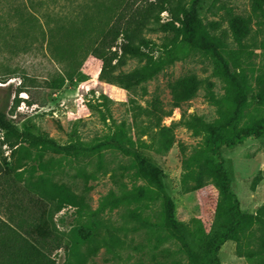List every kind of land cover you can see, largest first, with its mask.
<instances>
[{
	"label": "trees",
	"instance_id": "1",
	"mask_svg": "<svg viewBox=\"0 0 264 264\" xmlns=\"http://www.w3.org/2000/svg\"><path fill=\"white\" fill-rule=\"evenodd\" d=\"M53 1L59 3L62 0ZM121 1L124 2L98 3L95 25L87 19L79 23L82 13H78L77 6L70 12L77 19L70 24L63 20H47L44 28L40 22L44 34L49 37L52 54L67 73V77L61 75L52 80V87H62L68 79L74 78V72L67 66L69 61H76L81 66L92 55L95 57H90V62L102 60L101 71L96 74L100 80L125 89H139L147 95V84L177 60L193 51L210 55L214 73L226 83L225 92L218 95L213 82L207 86L209 102L218 107L216 119L208 120L186 110L182 114L180 122L202 138L201 144L190 155L184 154L183 185L186 189H196L212 181L219 191L218 208L227 219L202 261L198 260L189 240V234L195 235V232L177 217L175 202L170 196L165 199L163 220L169 230L179 233L178 251L187 257L188 264H219V247L227 239L237 242L238 254L251 264H264V204L255 215L241 208L222 159L225 149L264 132V116L242 110L253 99L264 102V64L257 67L253 59L256 49L264 53V0H250L248 13H238L225 6L221 20L208 21L200 13L202 0ZM36 3L37 0L20 2L21 10L31 15L26 21L32 16L41 20L40 16L34 15ZM163 12L169 13V21L162 20ZM147 32H161L162 41L147 36ZM59 34L64 42L57 44L55 37ZM184 38L188 45L180 50ZM157 50H162L163 54L156 55ZM126 57H138L143 63L123 70ZM203 82L195 73L170 79L168 88L174 107L196 97ZM103 104L91 105L99 109ZM225 108L236 111L228 112ZM130 111L136 134L128 133L124 120L115 123L117 130L114 133L83 149L99 154L100 168L104 147L119 150L129 158L121 167L143 182L131 186L121 183L118 189L102 195L98 206L93 208L87 196L91 190L88 180L97 177L96 172L84 174L86 186L82 193L43 173L55 165L54 158L47 159L48 154L70 152L69 148L76 147L75 144L67 146L47 132L21 129L0 108L3 144L11 150L8 157L0 158V264H57L54 251L62 247L66 251L63 264H87L76 258L80 250H85L86 258L92 257L100 245L110 247L118 241L117 235L124 228L116 226L105 214L122 207H126V221L135 223L133 231L143 228L154 231L148 212L165 184L164 170L152 151L166 153L175 144V125L163 123L173 109L158 98L148 100L147 105L132 99ZM66 207L75 208L77 217V226L67 233L59 230L55 218ZM161 236L168 239L167 235Z\"/></svg>",
	"mask_w": 264,
	"mask_h": 264
},
{
	"label": "rangeland",
	"instance_id": "2",
	"mask_svg": "<svg viewBox=\"0 0 264 264\" xmlns=\"http://www.w3.org/2000/svg\"><path fill=\"white\" fill-rule=\"evenodd\" d=\"M102 1H108L109 4L124 2L62 0L58 3L53 0H37L33 11L41 20L32 16L30 21H26L31 15L21 10L19 4L22 0H0V108L21 129L47 132L64 145L75 144L76 147L69 148L70 152L48 154L47 159L54 158L55 165L43 173L56 181L70 184L76 192L82 193L86 186L84 174L96 172L97 177L88 180L91 190L87 194L91 206L96 208L101 196L111 189H118L121 183L131 186L135 182L143 181L121 167V164L128 163L129 158L119 150L104 147L101 151L100 168L99 154L85 151L83 147L93 145L99 139L114 133L117 130L116 124L124 120L128 133L136 134L132 127L131 100L135 99L138 103L147 105L148 100L161 99L169 109H173L163 123L175 125L176 142L166 153L157 154L152 151L164 170L165 184L160 197L148 212L154 231L149 228L133 231L132 226L135 223L126 221V207H122L105 214L116 226L124 228L117 235L118 241L110 247L100 245L92 257L86 258L85 250L82 249L76 258L86 261L87 264H170L175 261L188 264L187 257L178 251L179 233L169 230L163 220L165 199L170 196L175 202L177 217L195 232V235L189 234V240L198 260L202 261L211 244L217 239L227 216L218 208L219 191L212 181L196 189H186L183 185L186 171L183 164L184 154L190 155L201 144L202 138L193 134L180 121L185 110L203 115L208 120L219 117L218 107L209 102L207 86L209 82H213L214 90L222 95L226 83L214 73L213 58L210 55L193 51L150 81L147 84V95L142 94L139 89H125L100 80L96 74L101 71L102 60L90 62V57H95L92 55L81 66L76 61H69L67 66L74 72V78L68 79L62 87H52V80L61 75L67 77V73L63 64L52 54L49 37L44 34L41 23L44 28L47 20H63L70 24L77 19L70 14L77 6L78 13H82L79 15V23L87 19L95 25L96 8ZM225 6L232 7L238 13H248L250 0H202L201 16L206 21L221 20L225 14ZM161 16L163 21L170 20L168 12H163ZM224 26H227L226 22ZM146 35L162 41L161 32H147ZM63 40L62 35H56L57 44L63 43ZM187 45V39L184 38L179 49L187 48ZM256 52L253 59L256 66L261 67L264 64V53L260 49H256ZM161 54L162 50L156 51V55ZM142 63L138 57H126L122 69L127 71ZM190 73L197 74L204 81L203 86L192 100L181 103L180 107H174L168 81ZM100 102H104L99 105L102 111L91 105ZM225 110L236 111L235 108ZM242 110L264 116V102L253 99ZM3 140L4 130L0 129V158L8 157L11 153ZM222 159L233 181L241 208L253 215L257 214L264 204V132L247 138L235 147L225 149ZM190 182L194 184L193 180ZM55 218L61 232L67 233L77 226L75 208L66 207ZM81 234L84 235V232ZM161 235H167L168 239ZM54 256L57 264H63L66 260L64 247L55 250ZM218 260L219 264H251L246 257L238 254L237 242L233 239H227L219 247Z\"/></svg>",
	"mask_w": 264,
	"mask_h": 264
}]
</instances>
